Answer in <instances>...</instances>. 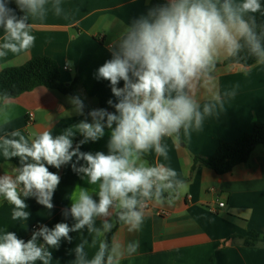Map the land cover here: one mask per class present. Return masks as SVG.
I'll return each instance as SVG.
<instances>
[{
    "label": "crops",
    "instance_id": "0c3cea01",
    "mask_svg": "<svg viewBox=\"0 0 264 264\" xmlns=\"http://www.w3.org/2000/svg\"><path fill=\"white\" fill-rule=\"evenodd\" d=\"M152 1L45 0L43 8L35 15L27 8L20 13L13 2L11 8L16 9L17 18L26 16V23L31 26L30 34L36 40L30 51L21 55L8 53L0 60V72L22 66L37 56L50 57L59 64L63 83L69 85L77 78L75 90L91 107L115 113L114 105L119 98L113 94L109 81L97 78L98 69L118 51L120 41L135 20L153 19L148 16ZM213 2L222 3L223 0ZM232 2L236 4L241 0ZM5 34L0 26V45L5 42ZM227 58L226 54H221L217 61L220 65L210 72V78H202L197 84L194 99L201 112L205 105L213 106L211 114L204 116L202 129H190V135L181 130L176 143L173 138H162L161 143L169 148L168 159L158 157L152 148L146 152L154 166L163 164L175 169L186 182L187 191L171 205L150 202L139 232L129 233L119 221L112 246L120 242L127 245L133 240L139 242L137 251L126 255L121 264H264V248L245 247L239 239L251 231L264 234V144L258 145L249 160L230 173L220 175L203 166L192 168L195 157L213 156L221 140L233 141L251 132L254 122L264 123V65H221ZM117 87L122 88L123 81ZM66 99L64 94L39 87L17 98L0 100V177L11 175L15 178L16 170L22 168L23 163L32 162L30 158L23 163L19 157L5 158V138L19 140L23 136L30 146L42 131H49L55 138L71 128L73 135L69 138L73 144L82 134L74 126L81 121L93 123V119L83 111L77 112L76 106ZM31 114L33 120H30ZM13 132H19L20 136H13ZM110 137L111 130H105L104 136L97 141H85L84 137L74 149L79 145L80 152L107 154ZM137 163L150 166L142 155ZM82 165L87 166L77 156L62 164L56 173L60 182L53 192L51 209L39 204L36 196L24 197L21 193L27 205L22 210L30 213L26 220H14L15 206L0 195V236L14 232L27 242L42 227L52 230L57 223H66L72 228L77 221L70 211L71 196L77 186L86 189L97 202L99 200V182L90 185L85 174L76 171ZM214 188L216 192L212 191ZM220 202L225 203V207L213 214L210 209L218 208ZM119 210L118 202L109 209L110 230L115 227ZM104 219L94 217L92 227L103 232ZM106 233L98 235L85 226L70 231L72 239L61 238L58 247L48 246L39 235L35 243L52 253L48 264H80L76 247L83 244L84 259L91 260L100 243L105 242ZM32 264H44V261Z\"/></svg>",
    "mask_w": 264,
    "mask_h": 264
},
{
    "label": "clouds",
    "instance_id": "9594fccd",
    "mask_svg": "<svg viewBox=\"0 0 264 264\" xmlns=\"http://www.w3.org/2000/svg\"><path fill=\"white\" fill-rule=\"evenodd\" d=\"M12 2L20 13L27 8L33 15L45 4V0H0V26L6 33L5 42L0 45V60L8 53L21 55L30 51L36 40L30 34L31 26L26 23V16L17 18L16 9L9 7ZM59 11L57 5V14ZM258 12L264 15L261 0H241L236 4L232 0L222 3L169 0L167 5L148 13L153 19L135 20L120 41L118 51L113 52L112 58L100 66L97 73L98 79L110 82L113 94L119 98L114 105L115 113L92 111L93 123L81 121L74 126L84 134L85 141L94 142L105 134L101 121L106 117L107 128L111 129L107 154L80 152L79 145L70 152L71 128L55 138L49 131H42L30 146L19 132L12 133L20 136L19 140L5 138V158L19 157L22 163L29 158L32 161L23 163V167L16 170L15 178L11 175L0 177V195L15 206L14 220H26L30 215L22 210L27 205L21 193L24 197L36 196L37 202L46 209L53 207L50 201L60 177L50 172L48 166L59 169L73 156L87 164L76 171L84 173L90 185L99 182V200L97 202L86 189L77 186L71 196L70 211L77 221L72 228L66 223H57L52 230L42 227L27 242L14 232L4 233L0 236V264H32L37 260L48 264L52 253L37 246V235L51 247H58L61 238L70 241L69 232L85 226L90 232L103 235L110 231L107 217L115 202L121 209L118 220L129 233L139 232L150 202L171 205L186 192V182L172 167L137 162L150 148L158 157L168 159L169 148L161 143L162 138H173L176 143L181 130L190 135V129H202L204 116L211 114L213 106L205 105L201 112L194 93L202 78H210L221 54L235 57L246 45L257 57V63L264 65V47L255 31V17L245 18ZM121 81L123 87L119 88L117 85ZM72 103L77 112L82 111L78 97L73 98ZM101 216L105 218L103 232L92 227L93 218ZM138 247L139 242L133 240L127 245L113 243L109 249L102 241L91 260L84 259L83 244L75 251L80 264H121V260L134 254Z\"/></svg>",
    "mask_w": 264,
    "mask_h": 264
},
{
    "label": "trees",
    "instance_id": "16d2710c",
    "mask_svg": "<svg viewBox=\"0 0 264 264\" xmlns=\"http://www.w3.org/2000/svg\"><path fill=\"white\" fill-rule=\"evenodd\" d=\"M168 3V0H153L150 5L151 11L165 6ZM261 3L264 5V0H261ZM12 5L13 2L9 4V7ZM249 16L255 17V31L260 39L261 46L264 47V15L258 12L255 14H248L245 18L247 19ZM241 43L243 44V41H241ZM229 64H240L246 67H252L257 64V57L253 55L245 45L235 57H228L221 65ZM219 65L220 64H217L216 67ZM62 78L61 68L54 59L47 56L34 57L22 66L6 68L0 72V100L14 99L24 93L43 87L64 95H69L72 98L78 97L83 105L82 111L93 119L90 113L99 110L91 107L86 99L76 92L75 88L78 79L76 78L72 83L67 85L63 83ZM101 123L105 125V130H111L107 128L106 117ZM113 127H115V125H113ZM82 138H84L83 133L75 139L72 148L69 149L70 152L74 150L75 146ZM261 144H264V123L254 122L251 132L245 133L230 142L221 140L213 156L195 157L192 168L195 169L197 166H203L214 170L220 175L230 173L236 166L245 164L255 148ZM142 156L149 161L150 166H154L151 158L146 152L143 153ZM61 166L59 169L52 166H48V168L50 172L57 173L61 169ZM118 212L115 216V227L105 234V242L108 244L109 249L112 248L113 233L119 223L117 216ZM237 238L238 237H235V239ZM239 239L242 240V244L245 247L264 248V234H260L256 231H251L247 236L239 237Z\"/></svg>",
    "mask_w": 264,
    "mask_h": 264
},
{
    "label": "built area",
    "instance_id": "2783aa9c",
    "mask_svg": "<svg viewBox=\"0 0 264 264\" xmlns=\"http://www.w3.org/2000/svg\"><path fill=\"white\" fill-rule=\"evenodd\" d=\"M33 117H34V115L33 114H31L30 115V120H33ZM212 191L213 192H216V189L214 188V189H212ZM150 203H149V206L147 207V208H150ZM225 207V203H223V202H220L219 203V206H218V208H212V209H210V211L213 213V214H217L218 212H219V209H221V208H224ZM161 213H165V212H161Z\"/></svg>",
    "mask_w": 264,
    "mask_h": 264
},
{
    "label": "rangeland",
    "instance_id": "374dc122",
    "mask_svg": "<svg viewBox=\"0 0 264 264\" xmlns=\"http://www.w3.org/2000/svg\"><path fill=\"white\" fill-rule=\"evenodd\" d=\"M65 96H67V99L66 100H69L70 102H72V97H70L69 95H65Z\"/></svg>",
    "mask_w": 264,
    "mask_h": 264
}]
</instances>
